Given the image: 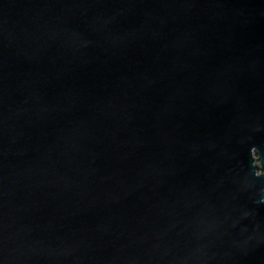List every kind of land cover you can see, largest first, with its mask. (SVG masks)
Returning a JSON list of instances; mask_svg holds the SVG:
<instances>
[{
  "label": "water",
  "instance_id": "obj_1",
  "mask_svg": "<svg viewBox=\"0 0 264 264\" xmlns=\"http://www.w3.org/2000/svg\"><path fill=\"white\" fill-rule=\"evenodd\" d=\"M264 0H0V264H264Z\"/></svg>",
  "mask_w": 264,
  "mask_h": 264
},
{
  "label": "clouds",
  "instance_id": "obj_2",
  "mask_svg": "<svg viewBox=\"0 0 264 264\" xmlns=\"http://www.w3.org/2000/svg\"><path fill=\"white\" fill-rule=\"evenodd\" d=\"M262 172H264V171H262Z\"/></svg>",
  "mask_w": 264,
  "mask_h": 264
}]
</instances>
